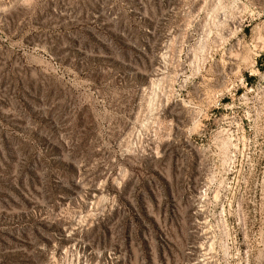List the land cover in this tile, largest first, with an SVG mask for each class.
<instances>
[{
    "label": "rangeland",
    "instance_id": "obj_1",
    "mask_svg": "<svg viewBox=\"0 0 264 264\" xmlns=\"http://www.w3.org/2000/svg\"><path fill=\"white\" fill-rule=\"evenodd\" d=\"M0 264H264V0H0Z\"/></svg>",
    "mask_w": 264,
    "mask_h": 264
}]
</instances>
